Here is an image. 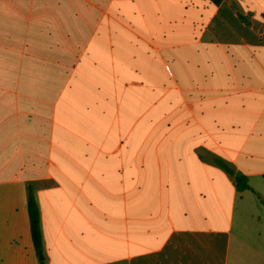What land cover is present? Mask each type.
Returning <instances> with one entry per match:
<instances>
[{"label":"crops","instance_id":"obj_1","mask_svg":"<svg viewBox=\"0 0 264 264\" xmlns=\"http://www.w3.org/2000/svg\"><path fill=\"white\" fill-rule=\"evenodd\" d=\"M30 189L47 264H264V0H0V264Z\"/></svg>","mask_w":264,"mask_h":264},{"label":"trees","instance_id":"obj_2","mask_svg":"<svg viewBox=\"0 0 264 264\" xmlns=\"http://www.w3.org/2000/svg\"><path fill=\"white\" fill-rule=\"evenodd\" d=\"M215 1L219 2L221 0H215ZM217 163L226 171L235 175L236 186L238 190L252 189L248 177L243 172L235 171L228 164V162H226L223 159L218 158ZM262 201L264 202V199H262ZM28 211L30 216V225H31L33 242L36 247L37 253L40 255L43 250V235L41 228L40 210L31 189L29 190V196H28ZM40 264H47V263L44 260H41Z\"/></svg>","mask_w":264,"mask_h":264},{"label":"water","instance_id":"obj_3","mask_svg":"<svg viewBox=\"0 0 264 264\" xmlns=\"http://www.w3.org/2000/svg\"><path fill=\"white\" fill-rule=\"evenodd\" d=\"M40 259H41V260L44 259V254H43V252H41V254H40Z\"/></svg>","mask_w":264,"mask_h":264}]
</instances>
